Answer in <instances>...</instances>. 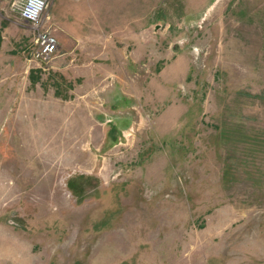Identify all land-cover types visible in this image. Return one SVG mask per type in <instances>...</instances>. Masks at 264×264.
<instances>
[{"label":"rangeland","instance_id":"obj_1","mask_svg":"<svg viewBox=\"0 0 264 264\" xmlns=\"http://www.w3.org/2000/svg\"><path fill=\"white\" fill-rule=\"evenodd\" d=\"M76 3L0 0V264H264V0Z\"/></svg>","mask_w":264,"mask_h":264},{"label":"built area","instance_id":"obj_2","mask_svg":"<svg viewBox=\"0 0 264 264\" xmlns=\"http://www.w3.org/2000/svg\"><path fill=\"white\" fill-rule=\"evenodd\" d=\"M50 0H8L9 7L27 22L36 33L31 57L39 62H48L57 50V39L45 26L49 20Z\"/></svg>","mask_w":264,"mask_h":264},{"label":"crops","instance_id":"obj_3","mask_svg":"<svg viewBox=\"0 0 264 264\" xmlns=\"http://www.w3.org/2000/svg\"><path fill=\"white\" fill-rule=\"evenodd\" d=\"M65 1L66 0H52L50 18L53 20V22H55V23L59 22L61 15L66 11H68V12L71 11L73 13V15L79 19L82 16H89V13H87V14L81 13V9L83 7V6H81L82 4L76 3V4L72 5L73 7H71V6L65 5ZM81 32H83V31H81ZM91 32H92L91 29L90 30L87 29L86 33L91 34ZM72 43L74 44V41ZM62 46H63V48H66L69 50V46L67 44L62 43Z\"/></svg>","mask_w":264,"mask_h":264}]
</instances>
